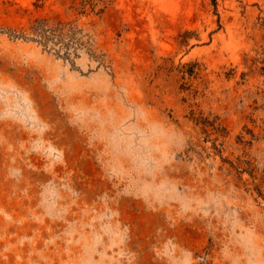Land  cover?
<instances>
[{
  "label": "rangeland",
  "instance_id": "1",
  "mask_svg": "<svg viewBox=\"0 0 264 264\" xmlns=\"http://www.w3.org/2000/svg\"><path fill=\"white\" fill-rule=\"evenodd\" d=\"M0 264H264V0H0Z\"/></svg>",
  "mask_w": 264,
  "mask_h": 264
},
{
  "label": "trees",
  "instance_id": "2",
  "mask_svg": "<svg viewBox=\"0 0 264 264\" xmlns=\"http://www.w3.org/2000/svg\"><path fill=\"white\" fill-rule=\"evenodd\" d=\"M85 3H86V1H84L83 5H86ZM36 25H37V26H36V28L34 29V31H35L36 33L40 34V35H44V33H45L44 26L41 25V23H38V24H36Z\"/></svg>",
  "mask_w": 264,
  "mask_h": 264
}]
</instances>
